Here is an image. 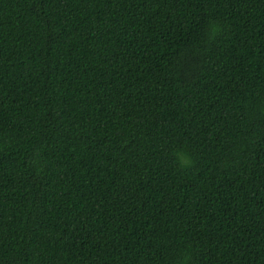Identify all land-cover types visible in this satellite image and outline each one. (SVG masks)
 Listing matches in <instances>:
<instances>
[{
  "label": "trees",
  "instance_id": "16d2710c",
  "mask_svg": "<svg viewBox=\"0 0 264 264\" xmlns=\"http://www.w3.org/2000/svg\"><path fill=\"white\" fill-rule=\"evenodd\" d=\"M182 253L264 264V0H0V264Z\"/></svg>",
  "mask_w": 264,
  "mask_h": 264
},
{
  "label": "clouds",
  "instance_id": "9594fccd",
  "mask_svg": "<svg viewBox=\"0 0 264 264\" xmlns=\"http://www.w3.org/2000/svg\"><path fill=\"white\" fill-rule=\"evenodd\" d=\"M220 32V26L218 24H211L208 27L206 35L209 39H214ZM173 156L175 158L174 162L179 168H185V167H191L192 160L187 155L186 152L181 150H176L173 153ZM186 260V254L182 253L180 254L177 264H185Z\"/></svg>",
  "mask_w": 264,
  "mask_h": 264
}]
</instances>
